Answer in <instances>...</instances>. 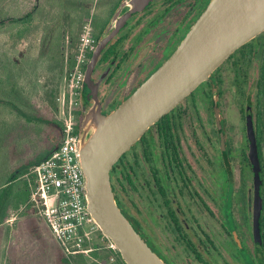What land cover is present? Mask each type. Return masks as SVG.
I'll return each mask as SVG.
<instances>
[{
    "label": "flooded vegetation",
    "instance_id": "flooded-vegetation-1",
    "mask_svg": "<svg viewBox=\"0 0 264 264\" xmlns=\"http://www.w3.org/2000/svg\"><path fill=\"white\" fill-rule=\"evenodd\" d=\"M124 1L109 0L99 24L91 18L96 38L80 63L82 86L97 45ZM210 1L151 0L128 17L91 73L102 113L116 109L172 55ZM249 42L152 124L110 169L119 207L168 264H264V116L253 117L261 164L258 187L246 125L250 94L239 118L243 124L229 123L220 75L229 63L242 94L253 60L264 57L263 39ZM79 99L80 136L94 101L83 99L82 88Z\"/></svg>",
    "mask_w": 264,
    "mask_h": 264
},
{
    "label": "rangeland",
    "instance_id": "rangeland-1",
    "mask_svg": "<svg viewBox=\"0 0 264 264\" xmlns=\"http://www.w3.org/2000/svg\"><path fill=\"white\" fill-rule=\"evenodd\" d=\"M108 2L101 0L96 5V0H0V18L19 16L35 7L37 9L32 22L18 25L7 22L0 28V95H11L30 115L61 121L62 134L66 120L76 123V107L80 105L79 91L75 88L80 72L77 66L88 58L96 38L91 18L97 23L98 18H105ZM80 14L85 16L80 18ZM71 28L75 29L74 47H70L72 45L66 37L70 35ZM82 36L86 40H82ZM263 38L264 35L254 42ZM51 41L58 43L52 48L49 45ZM73 57L75 61L70 66ZM262 64L264 57L258 54L248 70L242 94L234 84L229 63L222 66L223 108L229 123L243 124L244 119L239 118L245 114L249 94L254 115L259 116L256 94ZM48 119H25L0 103V174L5 172H1L4 167L11 172H19L24 164L41 158L49 151L56 141V129ZM62 134L58 139L61 140ZM22 196H27V193ZM32 202L31 198L21 204L4 223L0 264H57L64 255L71 259L82 257L85 264H123L118 258V248L110 246L112 241L98 225L90 228L82 251L63 249ZM34 223L39 225L42 236L33 229ZM110 249L113 252L108 257L104 253Z\"/></svg>",
    "mask_w": 264,
    "mask_h": 264
},
{
    "label": "water",
    "instance_id": "water-1",
    "mask_svg": "<svg viewBox=\"0 0 264 264\" xmlns=\"http://www.w3.org/2000/svg\"><path fill=\"white\" fill-rule=\"evenodd\" d=\"M151 0H126L115 12L91 59L82 86L94 104L83 120L79 146L87 183L88 209L118 248L126 264H168L145 241L119 207L110 169L119 157L200 83L210 78L235 50L264 32V0H211L172 55L109 114L101 111L91 73L101 50L125 21ZM253 104L246 106L252 160L260 184L261 164ZM258 211L261 198L258 195Z\"/></svg>",
    "mask_w": 264,
    "mask_h": 264
},
{
    "label": "built area",
    "instance_id": "built-area-1",
    "mask_svg": "<svg viewBox=\"0 0 264 264\" xmlns=\"http://www.w3.org/2000/svg\"><path fill=\"white\" fill-rule=\"evenodd\" d=\"M82 40H86L82 36ZM90 40V39H89ZM75 88H82V69ZM76 123L66 120L60 145L27 173L32 200L52 235L68 252L83 250L90 228L97 226L87 204L86 175L81 163ZM111 247L116 245L112 242Z\"/></svg>",
    "mask_w": 264,
    "mask_h": 264
},
{
    "label": "trees",
    "instance_id": "trees-1",
    "mask_svg": "<svg viewBox=\"0 0 264 264\" xmlns=\"http://www.w3.org/2000/svg\"><path fill=\"white\" fill-rule=\"evenodd\" d=\"M36 7L33 8L32 10H30L29 12L19 15V16H9L7 18H0V28H2L4 25H6V23H11L14 25H18V24H26L28 22H32L33 18L35 16V12H36ZM80 18L85 16L83 14L79 15ZM74 23H76V20H73ZM70 35H66V37L69 38V42L71 43L72 46L70 47H74V43H75V36H74V32L75 29L71 28L70 29ZM262 35H264V32L262 34H260L258 36V38H260ZM257 38V39H258ZM256 39L250 41L249 43L252 44L254 43ZM65 42V41H64ZM263 42H264V38H263ZM58 43V42H57ZM54 41H51V44L49 42V45L53 48V46H56L57 44ZM258 44V43H257ZM263 53H264V46H263ZM72 59V58H71ZM74 57L70 62V66L73 65L74 62ZM258 90H257V94H256V100H257V104H258V114L259 116H264V64L262 65V72H261V77L258 80ZM7 88V87H6ZM9 89V88H7ZM11 90V89H9ZM9 90L7 91L8 93ZM0 103L7 105L11 108V110L15 111L18 115L24 117L25 119H48L46 117H39V116H35V115H30L29 113H27L25 110H23L22 106L11 97V95H0ZM261 119V117H260ZM262 120V119H261ZM260 120V122H261ZM264 123V119L262 120ZM48 123L51 124L52 126L55 127L56 132L54 133V138L56 137V141L53 144V146L49 149V151L42 156L41 158L32 161V162H27L26 164L23 165V169L20 170L19 172H14V171H9L7 170V168H3L1 170L5 171L2 172V174H0V242H1V231L3 228L4 223L10 218V213L13 212V210L18 209L21 204L25 203L28 199L31 200L32 198V188L30 185V181L27 177V173L29 172V169L36 163L40 162L42 159L48 157L55 149H57L60 145V139H58V136H60L62 134L61 130H62V122L51 118L48 119ZM260 132V130H259ZM25 175L24 179H20L22 175ZM27 196H22L23 194H26ZM33 203V202H32ZM33 222H36V220H33ZM33 229L35 230V232L37 233L38 236H42L41 231L39 230V225H37V223L33 224ZM37 229V230H36ZM100 251V250H98ZM96 251V254H99V252ZM112 250L110 249V251H108V253H104L106 256L111 257L112 255ZM77 256V255H76ZM81 256V255H79ZM118 258L119 261L122 262L123 264H126L125 261L123 260L120 252L118 251ZM57 262V261H56ZM85 264L86 261L85 259H83L82 257L78 258V259H71V257L69 256H61L60 259L58 260L57 264Z\"/></svg>",
    "mask_w": 264,
    "mask_h": 264
},
{
    "label": "crops",
    "instance_id": "crops-1",
    "mask_svg": "<svg viewBox=\"0 0 264 264\" xmlns=\"http://www.w3.org/2000/svg\"><path fill=\"white\" fill-rule=\"evenodd\" d=\"M50 230V229H49ZM51 232V231H50Z\"/></svg>",
    "mask_w": 264,
    "mask_h": 264
}]
</instances>
